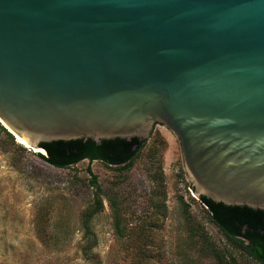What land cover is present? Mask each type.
Listing matches in <instances>:
<instances>
[{
  "label": "water",
  "instance_id": "95a60500",
  "mask_svg": "<svg viewBox=\"0 0 264 264\" xmlns=\"http://www.w3.org/2000/svg\"><path fill=\"white\" fill-rule=\"evenodd\" d=\"M157 123L197 197L264 211V0H0L14 137L147 139Z\"/></svg>",
  "mask_w": 264,
  "mask_h": 264
},
{
  "label": "rangeland",
  "instance_id": "374dc122",
  "mask_svg": "<svg viewBox=\"0 0 264 264\" xmlns=\"http://www.w3.org/2000/svg\"><path fill=\"white\" fill-rule=\"evenodd\" d=\"M96 192L102 208L86 229L82 214ZM208 218L177 136L159 123L121 170L86 159L55 167L0 131V264H219L203 237L226 264H260Z\"/></svg>",
  "mask_w": 264,
  "mask_h": 264
},
{
  "label": "trees",
  "instance_id": "16d2710c",
  "mask_svg": "<svg viewBox=\"0 0 264 264\" xmlns=\"http://www.w3.org/2000/svg\"><path fill=\"white\" fill-rule=\"evenodd\" d=\"M0 131L11 142H14V136L1 124ZM146 140L137 137L131 139L116 137L114 139H101L97 142L91 138L53 140L40 142L39 145L44 149V153L37 152V155L47 163L59 168L86 159L89 162L97 160L121 170L130 166L131 161ZM86 169L90 175V185L95 186L96 176L91 173L88 166ZM93 195L95 200L88 205L82 214L81 224L86 229L91 215L102 208L100 194L96 192ZM199 199L208 211V219L226 236L231 246L256 262L264 264V211L247 206L226 205L222 202H214L204 196L199 197ZM162 202L161 200V205ZM182 203L185 207L187 206L183 201ZM110 205L114 207L115 201L113 200ZM202 239L205 252L215 256L219 264H226L225 254L219 252L214 244L208 242L205 237ZM84 255L86 256L87 253ZM229 262L235 264L233 260Z\"/></svg>",
  "mask_w": 264,
  "mask_h": 264
},
{
  "label": "bare ground",
  "instance_id": "6f19581e",
  "mask_svg": "<svg viewBox=\"0 0 264 264\" xmlns=\"http://www.w3.org/2000/svg\"><path fill=\"white\" fill-rule=\"evenodd\" d=\"M15 141L21 145L27 146L29 147V145L27 143H25L24 141H22L18 136H15ZM33 151L35 152H41L44 153V150L42 148H31Z\"/></svg>",
  "mask_w": 264,
  "mask_h": 264
},
{
  "label": "built area",
  "instance_id": "2783aa9c",
  "mask_svg": "<svg viewBox=\"0 0 264 264\" xmlns=\"http://www.w3.org/2000/svg\"><path fill=\"white\" fill-rule=\"evenodd\" d=\"M205 206V205H204Z\"/></svg>",
  "mask_w": 264,
  "mask_h": 264
}]
</instances>
